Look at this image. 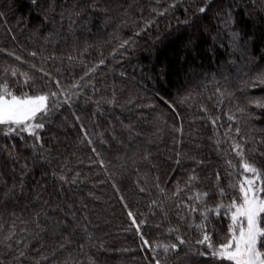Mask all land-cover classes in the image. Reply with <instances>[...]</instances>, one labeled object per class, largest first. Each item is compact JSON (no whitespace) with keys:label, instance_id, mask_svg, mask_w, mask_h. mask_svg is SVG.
Wrapping results in <instances>:
<instances>
[{"label":"trees","instance_id":"trees-1","mask_svg":"<svg viewBox=\"0 0 264 264\" xmlns=\"http://www.w3.org/2000/svg\"><path fill=\"white\" fill-rule=\"evenodd\" d=\"M262 81L264 0H0V87L48 96L39 140L0 127V264H231L201 213L234 145L264 173Z\"/></svg>","mask_w":264,"mask_h":264},{"label":"snow or ice","instance_id":"snow-or-ice-1","mask_svg":"<svg viewBox=\"0 0 264 264\" xmlns=\"http://www.w3.org/2000/svg\"><path fill=\"white\" fill-rule=\"evenodd\" d=\"M32 2L36 3V0H32ZM199 11L204 12L205 8L201 7ZM51 95L54 97L56 94L52 93ZM47 100V95L16 94L5 83L0 87V127L6 129L4 134L28 132L39 140L37 130L44 127L43 117L47 115ZM234 147L238 150L237 155L243 161L242 171L244 175L236 185L240 195L233 197L228 205L221 204L215 209H207L201 213L203 219L206 220L208 213L212 212L219 215L220 209L224 208L230 215L229 238L214 248L210 234L206 229H201L202 238L197 243L213 249L212 256L229 261L231 264H264V226H262L264 223V179H262L264 173L254 164L244 160L243 151L239 145H234ZM60 179L64 180L65 178L60 177ZM220 193L221 195L224 194L223 189H220ZM202 196L206 198L208 193H203ZM196 198L201 200V194H197ZM203 202L201 200L202 204ZM190 211L195 212L197 209L191 208ZM129 215L132 214L129 213ZM197 227L201 228L199 225ZM177 239L179 244L185 243L183 239ZM144 244L147 245L148 241L145 240ZM162 247L165 253L169 252L170 249L179 251L177 244ZM20 255L23 256L24 253L21 252ZM155 264H161L160 260L157 259Z\"/></svg>","mask_w":264,"mask_h":264},{"label":"rangeland","instance_id":"rangeland-1","mask_svg":"<svg viewBox=\"0 0 264 264\" xmlns=\"http://www.w3.org/2000/svg\"><path fill=\"white\" fill-rule=\"evenodd\" d=\"M250 176V174H248ZM239 203V202H238Z\"/></svg>","mask_w":264,"mask_h":264}]
</instances>
